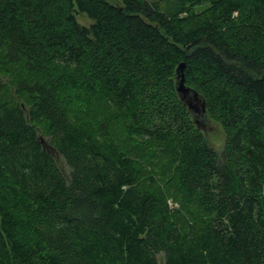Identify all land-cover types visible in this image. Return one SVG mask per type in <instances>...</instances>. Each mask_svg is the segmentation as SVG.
<instances>
[{
    "label": "trees",
    "instance_id": "trees-1",
    "mask_svg": "<svg viewBox=\"0 0 264 264\" xmlns=\"http://www.w3.org/2000/svg\"><path fill=\"white\" fill-rule=\"evenodd\" d=\"M4 75L0 264H264V0H0Z\"/></svg>",
    "mask_w": 264,
    "mask_h": 264
},
{
    "label": "water",
    "instance_id": "water-1",
    "mask_svg": "<svg viewBox=\"0 0 264 264\" xmlns=\"http://www.w3.org/2000/svg\"><path fill=\"white\" fill-rule=\"evenodd\" d=\"M184 64L181 63L176 69V91L180 96V99L187 105L192 112L195 120L199 125L201 121L202 128L206 125V113H205V101L199 94L193 89L187 87L184 83L183 75Z\"/></svg>",
    "mask_w": 264,
    "mask_h": 264
},
{
    "label": "rangeland",
    "instance_id": "rangeland-1",
    "mask_svg": "<svg viewBox=\"0 0 264 264\" xmlns=\"http://www.w3.org/2000/svg\"><path fill=\"white\" fill-rule=\"evenodd\" d=\"M147 1H154V0H147ZM205 7H206V5L196 6L195 10L197 12H200ZM77 19L83 25H88V24L91 23V20H89L84 15L83 16L82 15L77 16ZM9 78H11V75L0 76V81L1 82H7V83L9 82L10 83ZM10 86H11V84L9 85V93L12 92V88H10ZM203 129H204L205 135L208 138L211 146L213 148H215L216 150L220 151L222 149L223 143H224V134H223L222 130L220 129V127L218 125L214 124V123H207V125H205L203 127ZM58 165L62 169L64 174L68 173V170H67L66 166L64 165V162L62 161L61 158H58ZM169 205L173 206L172 202H169Z\"/></svg>",
    "mask_w": 264,
    "mask_h": 264
}]
</instances>
